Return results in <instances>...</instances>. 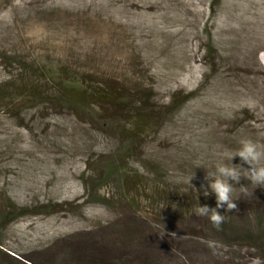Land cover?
Listing matches in <instances>:
<instances>
[{
	"label": "rangeland",
	"instance_id": "rangeland-1",
	"mask_svg": "<svg viewBox=\"0 0 264 264\" xmlns=\"http://www.w3.org/2000/svg\"><path fill=\"white\" fill-rule=\"evenodd\" d=\"M249 28L257 36L239 42ZM263 36L264 0H0V90L18 74L11 60H24L141 93L155 119L135 137L129 167L150 179L146 166H161V180L194 199L185 183L193 172L190 183L201 191L205 168L222 157L229 163L242 138L264 146ZM185 94L192 97L170 108ZM46 100L0 101V216L8 201L29 212L0 227L3 264H264L244 249L232 258L196 220L168 212L152 219L146 185L127 195L129 204L104 184L98 199L110 196L111 206L92 202L91 183L108 157L130 147L131 126L77 118ZM112 125L121 126V140ZM34 164L43 175L18 196V177ZM63 176L57 189L50 180ZM234 186V203L264 198V188L243 177Z\"/></svg>",
	"mask_w": 264,
	"mask_h": 264
},
{
	"label": "trees",
	"instance_id": "trees-1",
	"mask_svg": "<svg viewBox=\"0 0 264 264\" xmlns=\"http://www.w3.org/2000/svg\"><path fill=\"white\" fill-rule=\"evenodd\" d=\"M22 61L24 60H11L10 65H17L18 74L11 84L6 83L9 90H0L1 102L9 99L10 102L20 100L22 103L33 101L45 103L46 99H50L48 102L71 110L77 118L107 120L111 124L123 121L131 126L127 134L130 147L122 148L108 157L103 170L91 183L92 187L96 186L93 196L95 198L91 200L92 202L111 206L110 196H105V199L101 196L102 198L98 199L97 189L104 184H111L117 191L119 199L121 201L127 199L129 204L127 195L134 194L140 185H146L152 188L153 193V197H148L149 199L146 200V207L152 219L157 215L156 212L164 214L168 212L173 219H181L185 216L196 220L198 225L202 224L203 229L210 233L215 242L231 251L232 258H237L234 251L238 248L251 251L257 259L264 261V198L259 200L253 198L255 201L247 199L235 203L236 208L231 211H225L226 206L218 209L220 214L225 216V220L217 229L207 217L192 214L199 203L202 206L207 204L209 207H215L216 202L211 195L206 198L196 188L199 194L195 192L194 199L189 195L182 196L177 187L170 189V183L164 178L161 180L160 174L163 171L161 166L156 165L151 171L146 166L147 175L154 172L150 179H145L144 175L130 169L128 160L135 155L133 153L135 137L141 136V128L148 127L155 119V114L148 112L144 106L145 100L141 93L124 92L123 89H116L112 83L92 80L78 70L70 68L51 70L46 65L22 64ZM191 97L192 94L175 97L171 100L170 108L177 109ZM120 129L121 126L115 128L112 125V132L118 138L122 136L119 134ZM143 189H145L144 186ZM7 207V211L0 216L1 228L29 214L23 208L16 210L10 201L7 202ZM32 213L36 212H30ZM1 254L0 249V264H3Z\"/></svg>",
	"mask_w": 264,
	"mask_h": 264
},
{
	"label": "clouds",
	"instance_id": "clouds-1",
	"mask_svg": "<svg viewBox=\"0 0 264 264\" xmlns=\"http://www.w3.org/2000/svg\"><path fill=\"white\" fill-rule=\"evenodd\" d=\"M238 143L239 147L226 155L229 163L226 164L221 159L213 165L214 170L205 168L206 175L204 176V180L207 184L201 183L200 190L206 198L214 194L215 207H209L207 204L202 206L199 203L192 213L196 216L207 217L217 229L225 220V216L220 214L218 209L226 206L225 211H231L236 208V204L234 203L236 199L233 196L234 185L240 183L241 177L249 180L256 187L264 188V163H262L264 161V146L248 138H242ZM234 157H239L240 163L233 164L232 160ZM244 165L248 167L245 168ZM200 166L203 165H197L196 167ZM193 178L194 172L191 176L187 177L185 183L191 185L197 192V189L190 183ZM239 188L241 192L247 194V187L240 186Z\"/></svg>",
	"mask_w": 264,
	"mask_h": 264
},
{
	"label": "bare ground",
	"instance_id": "bare-ground-1",
	"mask_svg": "<svg viewBox=\"0 0 264 264\" xmlns=\"http://www.w3.org/2000/svg\"><path fill=\"white\" fill-rule=\"evenodd\" d=\"M236 11V10H235ZM256 15V14H255ZM237 17V16H236ZM243 18V17H242ZM254 19H255V17H254ZM245 23H246V21H245ZM248 23V22H247ZM246 23V24H247ZM254 25V24H253ZM257 30L255 29H253V31L249 28L247 31H245V33H244V35L242 36V37H240L239 39H238V41L239 42H243L244 44L245 43H248L249 42V40H251V35H255V36H257ZM263 35V34H262ZM264 37V36H263ZM254 38V37H253ZM255 39V38H254ZM257 39V38H256ZM264 40V39H263ZM254 42V41H253ZM257 42V41H256ZM263 43H264V41H263ZM252 45V44H251ZM258 48H260V45H258L257 46V49ZM263 48V47H262ZM251 51V50H250ZM250 51H249V53H250ZM246 55V54H245ZM250 55V54H249ZM246 58V57H245ZM250 58V57H249ZM247 68H251V66L250 67H247ZM234 69V68H233ZM248 70V69H247ZM252 71V70H251ZM259 71V70H258ZM249 72V71H248ZM263 72V71H262ZM253 73V72H252ZM255 73V72H254ZM251 74V73H250ZM256 74V73H255ZM254 74V75H255ZM258 74V73H257ZM256 74V75H257ZM260 74V73H259ZM257 76H259V75H257ZM250 77V76H249ZM260 78L262 77V76H259ZM257 79H259V78H257ZM227 110V109H226ZM215 116V115H214ZM227 116V115H226ZM254 116V115H253ZM223 117V116H222ZM250 117V116H249ZM227 119V118H226ZM247 119V118H246ZM259 119V118H258ZM223 122V121H222ZM227 122V121H226ZM243 122V121H242ZM225 124V123H224ZM223 124V126H225ZM215 125V124H214ZM217 125V124H216ZM221 125V124H220ZM221 127V126H220ZM238 128V127H237ZM239 128H241V127H239ZM211 129H213V128H211ZM217 129V128H216ZM232 129V128H231ZM235 130V129H234ZM209 131V130H208ZM232 131V130H231ZM260 131V130H259ZM264 131V130H263ZM229 132V131H228ZM258 132V131H257ZM208 133V132H207ZM211 133V132H210ZM243 133V132H242ZM205 134V133H204ZM222 133H220L219 135H221ZM224 134V133H223ZM262 134V133H261ZM206 136V135H205ZM209 136V135H208ZM207 136V137H208ZM217 136V135H216ZM216 136H213V137H215L216 138ZM221 136H223V135H221ZM228 136V135H227ZM261 136H263V135H261ZM212 137V136H211ZM210 137V138H211ZM245 137V136H244ZM252 137V136H251ZM220 138V137H219ZM240 138V137H239ZM242 138V137H241ZM259 138H260V136H259ZM202 139H203V137H202ZM221 139H222V137H221ZM250 139V138H249ZM207 140L208 141H210L209 140V137L207 138ZM216 140V139H215ZM220 140V139H219ZM224 141V140H223ZM225 141H227V140H225ZM257 141V140H256ZM255 141V142H256ZM220 142V141H219ZM210 143V142H209ZM236 143V142H235ZM258 143V142H257ZM220 144V143H219ZM234 144V143H233ZM238 144V143H237ZM207 145V144H206ZM209 145V144H208ZM239 145V144H238ZM219 145L217 144V147H218ZM235 146V145H234ZM205 147V146H204ZM208 147V146H207ZM212 147V146H211ZM236 147H234V149H235ZM210 149H212V148H210ZM215 149V148H214ZM220 149V148H219ZM231 149V148H230ZM222 150H223V147H222ZM221 150V151H222ZM225 150V149H224ZM203 151H206V150H203ZM219 151V150H218ZM232 151V150H231ZM176 152H177V150H176ZM217 152V151H216ZM153 153V152H152ZM222 153H223V151H222ZM175 154V153H174ZM206 154V153H205ZM204 154V155H205ZM216 154V153H215ZM218 154V153H217ZM152 155V154H151ZM157 155V154H156ZM210 155V154H209ZM223 155V154H222ZM225 155V154H224ZM223 155V156H224ZM158 156V155H157ZM156 156V157H157ZM163 156H165L164 154H163ZM170 157V156H169ZM213 157V156H212ZM161 158V157H160ZM165 158V157H164ZM203 158V157H202ZM205 158V157H204ZM216 158V157H215ZM223 158V160H224V157H222ZM166 159V158H165ZM205 159H207V158H205ZM70 160V159H69ZM157 160V159H156ZM219 160V159H218ZM218 160H214L215 162L217 161L218 162ZM221 160V159H220ZM219 160V161H220ZM236 160V159H235ZM225 161V160H224ZM161 162V161H160ZM214 162V163H215ZM239 162H240V159H239ZM264 162V161H263ZM207 163H208V161H207ZM226 163H228V162H226ZM237 163V162H236ZM36 164V163H35ZM35 164H34V166H35ZM234 164V163H233ZM71 165V164H70ZM207 164H205V166H206ZM48 166V165H47ZM47 166H45L44 167V170H46V169H48V167ZM72 166V165H71ZM55 167V166H54ZM193 167V166H192ZM248 167V166H247ZM172 168V167H171ZM189 168V167H188ZM194 168H195V166H194ZM205 168V167H204ZM69 169H71V168H69ZM196 169V168H195ZM37 170H38V167L37 166H35L34 168H32V169H29V170H27V173H26V175L24 174V176L23 175H21V176H19L18 178L20 179V178H25V180H24V182H21V183H16L15 184V191H16V193H17V195L18 196H20V194L21 195H23V196H26V192H28L31 188H34V185H36L38 182H39V179H40V176H42L43 175V172H41V171H38L37 172ZM54 171H57V168H55V169H53V173H54ZM200 171H203V170H201L200 169ZM204 171H205V169H204ZM24 173V172H23ZM17 174V173H16ZM48 174H50V172L48 173ZM192 174V173H191ZM204 174V173H203ZM9 175V174H8ZM18 175V174H17ZM185 176V175H184ZM201 178V177H200ZM53 180H50V181H52V183L53 184H57L58 186H57V189L59 188V187H61V185H60V183L63 181V180H65L66 178L63 176V177H61V178H59L58 180L56 179V178H52ZM50 183V182H49ZM206 183V182H205ZM201 185V184H200ZM51 186H52V184H51ZM257 188V187H256ZM251 189V188H250ZM243 193V192H242ZM249 193V192H248ZM247 193V194H248ZM253 193H254V191H253ZM262 193V192H261ZM146 194V193H145ZM244 195V194H243ZM147 196V195H146Z\"/></svg>",
	"mask_w": 264,
	"mask_h": 264
}]
</instances>
